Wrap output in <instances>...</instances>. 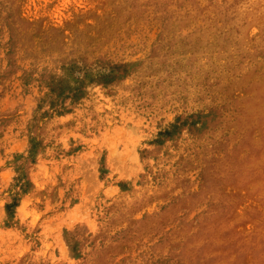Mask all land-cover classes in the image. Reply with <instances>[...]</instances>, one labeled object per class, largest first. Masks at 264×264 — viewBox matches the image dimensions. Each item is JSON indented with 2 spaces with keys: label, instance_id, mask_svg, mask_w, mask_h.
<instances>
[{
  "label": "rangeland",
  "instance_id": "374dc122",
  "mask_svg": "<svg viewBox=\"0 0 264 264\" xmlns=\"http://www.w3.org/2000/svg\"><path fill=\"white\" fill-rule=\"evenodd\" d=\"M0 264H264V0H0Z\"/></svg>",
  "mask_w": 264,
  "mask_h": 264
}]
</instances>
